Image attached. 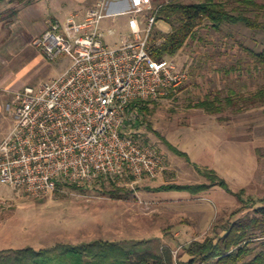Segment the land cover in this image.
I'll return each mask as SVG.
<instances>
[{
    "label": "rangeland",
    "instance_id": "rangeland-1",
    "mask_svg": "<svg viewBox=\"0 0 264 264\" xmlns=\"http://www.w3.org/2000/svg\"><path fill=\"white\" fill-rule=\"evenodd\" d=\"M69 1L6 0L0 4V70L10 77L8 84L12 82L14 89L10 115L16 111L18 88L52 83L70 66L67 56L49 60L34 43L51 19L64 24L74 15ZM62 5L66 6L60 14ZM249 15L255 19L257 13ZM259 16L264 22V10ZM155 29L171 30L163 21ZM104 41L110 44L107 37ZM263 45L264 32L241 24L220 31L202 28L199 36L172 58L187 71V80L175 88L178 91L173 97L154 101L149 113L140 114L137 122L126 128L128 135L138 134L166 157L168 171L158 179H104L73 185L77 189L67 186L38 199L0 182V251L49 249L59 243L80 245L95 240L119 241L124 246L151 241L156 247H171L177 257L183 255L185 245L206 237L217 221L229 218L242 204L220 187L194 197L178 193L179 198H160L152 189L168 183L206 182L203 172L211 170L235 192L244 189L245 199L264 198V102L249 100L264 91V67L245 49L260 52ZM232 91L236 106L225 107L219 115L194 107L209 95L219 96L226 106ZM146 203L155 207L153 213L146 214Z\"/></svg>",
    "mask_w": 264,
    "mask_h": 264
},
{
    "label": "built area",
    "instance_id": "built-area-1",
    "mask_svg": "<svg viewBox=\"0 0 264 264\" xmlns=\"http://www.w3.org/2000/svg\"><path fill=\"white\" fill-rule=\"evenodd\" d=\"M132 2L129 13L144 15L147 27L132 20V35L118 47L104 41L108 0H95L81 21L72 15L65 24L51 22L34 42L47 59L67 56L71 64L52 83L17 94L16 124L0 144L3 185L38 199L71 185L156 180L168 171L166 157L126 128L141 105L180 87L188 73L172 58L152 57L149 41L162 6ZM154 208L146 203V214Z\"/></svg>",
    "mask_w": 264,
    "mask_h": 264
},
{
    "label": "trees",
    "instance_id": "trees-1",
    "mask_svg": "<svg viewBox=\"0 0 264 264\" xmlns=\"http://www.w3.org/2000/svg\"><path fill=\"white\" fill-rule=\"evenodd\" d=\"M5 1L0 0V4ZM263 10L264 4L259 0H200L165 4L159 11L157 22L167 23L171 30L167 34H151L149 45L152 57L158 61L176 57L190 40L199 36L202 28L220 31L224 26L241 24L248 29L264 32V22L259 16ZM251 12L257 13L255 19L249 15ZM245 49L258 65L264 67V45L260 52ZM177 91L170 90L168 96L173 97ZM234 94L232 91L225 100L226 106L219 96L209 95L194 107L210 115H219L225 107L236 106ZM249 100L252 103L264 102V91L256 93ZM151 103L154 101L141 105L142 116L150 112ZM130 136L139 138L138 134ZM171 148L180 153L175 147ZM203 175L207 178L206 182L192 185L168 183L152 189L157 193L186 192L197 196L220 187L242 204L229 218L217 221L206 237H197L185 245L183 255L175 257L171 247H156L151 241L124 246L119 241L95 240L80 245L59 243L53 248L40 250L30 247L3 250L0 251V264H264V198L245 199L244 189L235 192L216 172L208 170ZM114 195L121 199L120 194ZM240 213L242 215L238 216Z\"/></svg>",
    "mask_w": 264,
    "mask_h": 264
},
{
    "label": "crops",
    "instance_id": "crops-1",
    "mask_svg": "<svg viewBox=\"0 0 264 264\" xmlns=\"http://www.w3.org/2000/svg\"><path fill=\"white\" fill-rule=\"evenodd\" d=\"M94 1L95 0H70L69 2L72 4L74 8L73 9L74 15H77L78 20L81 21L85 12L94 4ZM198 1L200 0H153V4L156 8H158L161 6L163 7L165 4L172 3V2L194 3ZM260 1L264 2V0H260ZM65 6L66 5L60 6V10H59L60 14L63 13V8ZM76 6H79V7H76ZM132 8H133L132 0H108V7H107L108 16L103 21L102 31L104 33V38L107 37L108 39H110L109 41L110 44H106L109 47H112V48L118 47L123 37L132 35V24H131L132 20L138 21V26L142 31L146 29L147 27L146 17L144 15H136V14L129 13L132 10ZM127 16L129 18H127L126 21L120 20V18L127 17ZM68 18H66V21ZM51 22H59L63 24L57 18L51 19L49 21L48 27L47 26L45 27V29L41 32V34H39L35 38L34 42L38 40L39 38H41L42 35L48 30ZM155 27L156 25L154 26L152 35L156 33L158 34L168 33V32L165 33L161 30L155 29ZM111 32H113V34H111ZM9 79L10 77H5L2 74V71L0 70V144L8 136V134L12 131V129L14 128L16 124L15 110L12 112L11 115L8 113L10 110L9 105L11 101L10 93L12 91L11 89H13L11 86L12 82L8 84ZM22 90L23 89L18 88V93L21 92ZM210 192L211 191L206 192V193H210ZM178 193H186V192H160V193H156L155 195L160 198H172V197L177 198L178 196L176 194ZM206 193H203V195Z\"/></svg>",
    "mask_w": 264,
    "mask_h": 264
}]
</instances>
